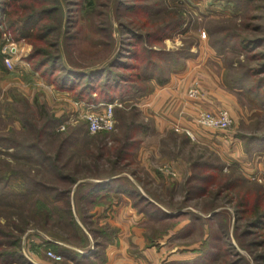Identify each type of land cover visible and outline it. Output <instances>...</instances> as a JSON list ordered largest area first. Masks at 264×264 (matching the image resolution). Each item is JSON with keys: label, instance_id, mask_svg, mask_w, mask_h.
<instances>
[{"label": "rangeland", "instance_id": "374dc122", "mask_svg": "<svg viewBox=\"0 0 264 264\" xmlns=\"http://www.w3.org/2000/svg\"><path fill=\"white\" fill-rule=\"evenodd\" d=\"M95 1L97 5L103 6L97 7L98 12L103 13L97 23L103 22L104 32L100 36H93V41L105 42V47L91 44L92 36L86 23L80 29H74L73 33L78 41L73 47H67L66 51H62L63 34L54 35L50 39V42H58L63 58L75 70L108 64L120 46L121 24H129L126 17L117 18V0ZM128 2L133 3L132 0ZM136 3L158 12L155 16L147 12L141 14L142 21L150 19L145 30H140L142 34L161 26L165 19L168 21L169 11L174 9L184 20L182 29L165 40L163 47H160L182 54L178 57L179 66L173 67L170 78L185 68L186 60L192 58L199 42H204L207 48L218 55L224 69L223 82L226 88L233 89L236 94L237 103L233 109L234 121L231 128L222 134H212L215 143L201 141L189 126H182L183 129L178 132L175 129L179 126L162 133L155 132L153 119L141 108H134L137 102H131L122 104V107L116 106L120 110L114 113L115 127L112 131L89 135L86 121L79 118L80 111L74 115L73 121H67L69 123L63 132L57 127L55 132L59 134H39L41 123L35 122L25 108L22 98L26 97L19 95L17 81L13 76L10 78V85L4 90L0 89L1 229L4 231L3 226L8 222H17L18 225L22 224L19 219H23V223L28 221L24 233L13 234L19 238L21 252L30 264H102L100 259L82 263L77 255H91L97 244H108L116 234V228L108 221H102L103 215L99 214L103 213L104 208L111 207L113 198L105 197V191L91 196L89 194L97 186L96 183L100 182V178L104 179L109 173L118 172L116 177L121 179L114 187L123 196L130 197L132 206L139 212H144L147 226L155 236H163L172 224L153 220L152 214H159L157 209L172 214L177 211L188 212L201 215L202 218L220 212L215 223L218 228H212L216 229L213 239L204 249L206 255H216V258L207 264H223V247L227 240L251 261L250 254L254 251L250 247L252 239L242 238L239 242L232 237L236 222L235 209L228 202L229 198L237 195V191H228L229 197L226 190L216 196L220 193V188L226 186V183L235 182L237 177L243 178L249 186H261L264 190V182L250 178H262L264 172L241 168L228 153L264 152V90L258 95L251 91L252 82L244 75L247 68L257 66L259 62H251L247 52L238 47V42L242 39L262 38V34L254 32L253 27L264 26V0L252 4L244 0H137ZM65 8L67 14L69 8ZM135 19L134 26L139 27L140 19ZM247 26L249 27L246 28ZM5 34L7 37H3L2 43L9 38L20 52L14 58V64L25 62L29 65L26 59L33 52V46L25 42L16 43L9 33ZM224 41L225 48L219 53L220 42ZM256 52H264V46ZM43 83L52 87L46 80ZM154 87L156 86L148 85L147 95ZM142 89L145 91V87ZM42 93L44 94V90ZM55 103L62 102L56 100ZM100 110L101 107L92 109L91 112ZM51 113L55 115V112ZM58 119L61 120L60 123L65 122L64 117ZM28 124H36L34 133L28 128ZM187 128L193 131L194 139L187 135ZM225 138L231 140V147L239 144V148L228 150L224 143L216 141ZM126 146L127 149L121 155L122 161L113 165L117 152ZM98 152H104L106 157L100 163H94L90 160V155ZM59 170H63L64 177L75 171L79 172V177L85 176V179L72 187L69 196L68 181L55 178V172ZM212 180L213 186L208 187L211 194L203 197L199 191ZM198 184L200 189L196 188ZM193 186L195 188L190 189ZM66 202H70L71 207L68 208ZM69 209L71 215L67 214ZM45 216L49 219L44 223ZM201 235L200 230H197L192 236L180 238L178 244L187 247L196 240H203ZM208 236L209 233L206 237ZM2 240L6 246L7 239ZM8 251L13 252L9 248ZM48 252L60 256L61 261L48 257Z\"/></svg>", "mask_w": 264, "mask_h": 264}, {"label": "trees", "instance_id": "16d2710c", "mask_svg": "<svg viewBox=\"0 0 264 264\" xmlns=\"http://www.w3.org/2000/svg\"><path fill=\"white\" fill-rule=\"evenodd\" d=\"M0 0V68L3 69V56L1 54L2 41L5 33L12 36L14 42H25L33 46V52L26 59L33 72L37 73L43 80L52 85L55 90L66 92L70 95L73 101L83 102L89 106H99L106 104H114L115 102L127 105L131 102H138L139 98L147 95L148 85L163 86L170 81V75L174 66L178 65V57L181 53H173L165 50L163 47L165 40L171 38L175 33L179 32L184 20L179 16L178 12L169 11L167 19L161 26L153 27L146 34L144 31L148 26L149 18L142 21V13L156 15L149 6H138L136 1L128 2V0H117L116 15L120 19L126 17L129 24L124 26L121 24V40L120 46L111 57V60L106 65L92 66L85 69H72L70 62L63 58L61 48L58 42H50L52 36H63V50L73 47L77 43L78 38L74 35V29L83 27V23L87 24L90 29L91 44L95 47H105L106 43L93 41V36H100L104 30L103 22L97 23L98 19L103 17L102 12H98L97 7L102 8V5H97L95 0ZM68 1V2H67ZM248 4L255 3L259 0H244ZM263 1V0H262ZM67 10L66 14V8ZM152 10V12H151ZM161 14V13H160ZM158 16V15H157ZM140 19V26L136 24L135 19ZM150 17V16H147ZM93 19H96L93 21ZM65 24V25H64ZM98 24V26H97ZM138 24V23H137ZM247 26L246 28H248ZM253 31L262 34V38H245L238 42V47L247 52L251 62H259L257 66H250L245 71L246 77H249L252 82L251 91H255L257 95L264 90V52L259 54L256 52L260 47L264 46V26L258 25L253 27ZM225 43L220 42L218 47L219 53L223 52ZM70 45V46H68ZM235 48V47H233ZM71 67V68H70ZM145 85V86H142ZM145 87V91L142 89ZM151 87V86H150ZM233 90V89H232ZM23 104L27 111L30 112L35 122L41 123L39 134H59L55 131L61 120L51 113L49 108L35 99L30 102L26 98H22ZM138 106L134 105V108ZM120 108L116 107L114 113L119 112ZM24 124V123H23ZM28 128L34 133L35 125L28 124ZM50 131V132H48ZM128 146L123 147L116 154V160L113 165H117L121 159L122 153ZM124 150V151H123ZM90 160L94 163H100V160L106 157L104 152L91 154ZM63 170L55 172V178L68 181L70 188L67 189L68 196L72 187L80 180L85 179V176L79 177V172L70 173V176H63ZM111 172L104 179L100 178L97 186L92 188L90 196L95 193H102L107 197L109 186L120 181L121 177H116L117 173ZM116 177V178H115ZM214 177V176H212ZM215 178V177H214ZM196 186L200 189L201 186ZM213 186V180L208 186L205 184L199 191L203 197L210 195L209 188ZM117 188V187H116ZM195 186L190 189H194ZM223 188V190H222ZM220 188L222 191L236 190L235 194L229 198V205L235 209V224L233 226L232 237L240 242L242 238L252 239L250 247L254 249L253 254H250L251 261H248L244 255L236 250L230 240L223 247V264H264V190L261 186H249L243 178L237 177L235 182L227 184ZM240 189V190H239ZM243 190V192L241 191ZM100 191V192H99ZM255 194V196H254ZM102 196V195H101ZM99 196V197H101ZM201 197V196H200ZM254 200H251V199ZM69 200V199H68ZM2 198L0 199V213L2 212ZM68 208L71 207L70 202H66ZM136 204V203H135ZM134 204V205H135ZM136 206V205H135ZM215 208V207H214ZM159 214H152L153 220H162L168 222L177 216H186L190 224L185 231V234L192 233L194 230H200L202 234H208V238L204 239L201 246L202 257L201 264L211 263L216 258V255H206L204 249L208 247L213 239V235L218 228L216 221L220 212H214L208 217L202 218L201 215H193L188 212L177 211L174 216L172 213L157 209ZM213 211V209H212ZM144 213V212H143ZM71 215V210L67 212ZM46 216L43 219L47 221ZM22 224L18 225L14 222H8L3 226L7 231L1 229L0 226V264H30L20 249V240L13 233L17 232L20 235L27 229L28 221L19 219ZM66 222V220H65ZM171 226V225H170ZM169 226V227H170ZM215 226L216 229H212ZM168 227V228H169ZM164 233H166L168 230ZM229 232V229H228ZM229 238V234L227 236ZM2 239H7L6 246ZM112 241V240H111ZM228 241L229 245L228 246ZM251 241V240H250ZM110 242V241H109ZM108 242V243H109ZM107 245V244H106ZM97 244L96 249L90 255H77L82 261H95L93 259L102 260L100 251L106 246ZM12 249L13 252L8 251ZM206 255V256H204ZM74 257V256H73ZM76 257V258H77ZM74 261V258H72Z\"/></svg>", "mask_w": 264, "mask_h": 264}, {"label": "crops", "instance_id": "0c3cea01", "mask_svg": "<svg viewBox=\"0 0 264 264\" xmlns=\"http://www.w3.org/2000/svg\"><path fill=\"white\" fill-rule=\"evenodd\" d=\"M14 66L13 71L0 68V89H6L11 83L10 78L14 76L19 95L25 96L30 102L38 99L42 103L44 100L46 104H43L51 108L57 118L69 120L77 113L68 93L46 86L42 78L25 62ZM223 73L218 55L207 48L204 42H199L192 58L186 60L185 68L173 74L167 84L154 87L145 98L139 99L137 105L153 119L155 132L169 131L174 126H189L201 141L215 143L211 135L222 132L200 129L195 126L194 119L199 112L216 113L223 107H229L231 115L233 114L237 103L236 94L234 90L226 88ZM194 87L200 93L196 100L188 97V91ZM56 100L62 103L57 104ZM216 141L224 143L228 150L239 148V144L231 147V140L227 138ZM228 153L241 168L264 172V152ZM114 185L109 186L110 190L106 195L113 198L111 207L104 208L103 213H99L103 215L102 221L106 220L116 228L112 241L100 251L102 264H201V246L207 234L200 236L203 240H196L187 247L179 245L180 238L192 236L197 231L194 230L192 235V231L185 234L190 221L186 216H177L168 221L172 223L169 231L163 236H155L147 226L146 215L132 206L131 198L123 196Z\"/></svg>", "mask_w": 264, "mask_h": 264}, {"label": "built area", "instance_id": "2783aa9c", "mask_svg": "<svg viewBox=\"0 0 264 264\" xmlns=\"http://www.w3.org/2000/svg\"><path fill=\"white\" fill-rule=\"evenodd\" d=\"M6 34L4 38H6ZM202 37H205V34H202ZM1 54L3 56V65L8 71H13L14 66V58L20 53L16 44L12 43L9 38L5 39V43L2 44ZM200 93L197 87L191 88L188 91V97L190 99H198ZM74 107L77 109V113L82 111L79 114V118L83 119L87 123V131L89 135H96L101 132H109L112 131L115 127V118H114V109L116 106L122 107L121 103L115 102L114 104H106L99 106H89L85 103L74 102L72 101ZM101 110L98 112H91V110H96L100 108ZM77 119V118H76ZM74 120V116L69 120H65L58 125V130L63 132L66 129V125ZM69 121V122H67ZM233 117L231 115V110L229 107H223L218 112H199L197 113L194 124L200 129L206 130H214L218 132H226L228 131L233 124ZM182 127H176L175 131H181ZM187 135L194 139V133L190 129H186ZM252 180L258 182H264V177H255L250 176ZM48 257L53 259L54 261H61L60 256H56L55 254L48 252Z\"/></svg>", "mask_w": 264, "mask_h": 264}]
</instances>
